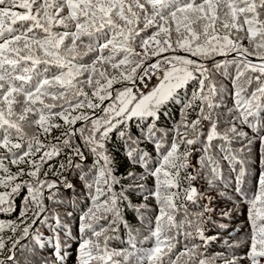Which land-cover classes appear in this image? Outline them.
Here are the masks:
<instances>
[{
  "label": "snow or ice",
  "instance_id": "6c2138e0",
  "mask_svg": "<svg viewBox=\"0 0 264 264\" xmlns=\"http://www.w3.org/2000/svg\"><path fill=\"white\" fill-rule=\"evenodd\" d=\"M170 103L181 120L157 128ZM113 136L130 165L119 176ZM77 179L83 209L61 192ZM0 189V214L19 208L0 220V264H66L71 242L76 264H264V0H0ZM125 202L149 219L142 252ZM218 204L228 221L246 206L243 237L217 224ZM121 224L132 251L109 247Z\"/></svg>",
  "mask_w": 264,
  "mask_h": 264
},
{
  "label": "trees",
  "instance_id": "16d2710c",
  "mask_svg": "<svg viewBox=\"0 0 264 264\" xmlns=\"http://www.w3.org/2000/svg\"><path fill=\"white\" fill-rule=\"evenodd\" d=\"M245 44H247V40L244 41ZM229 72L235 76L236 74V70L234 66H229ZM215 79L218 83V86L220 83L225 84L229 89H231V82L228 80H225L221 75L217 74L215 76ZM191 92H192V85H189L188 89H187V95L191 96ZM184 93L181 92V96H183ZM224 102L227 106H231L232 104V100L230 97H227V94L225 96ZM183 105L181 103H170L168 104L167 108L164 110L167 114L161 113L160 115V119L157 122V128L160 129H164V130H170L173 128V126L179 122L181 120V107ZM189 119H195V115L192 114L189 116ZM151 122V121H149ZM79 126V125H78ZM245 131H248L249 134H251V130L248 128L244 129ZM131 132L133 133V135L135 136H141L142 138V134L140 129H138L135 126V121L132 122V127H131ZM56 135H58L59 133H55ZM169 140H171V134L168 137ZM218 143V141H217ZM238 147V145H236ZM141 147L146 148L147 151L151 152L153 156H155V151H154V145L151 142L145 141L144 143L141 144ZM197 147H200L199 145ZM258 147V146H257ZM108 148L111 152V154L113 155L114 159H115V163L117 166V171H116V175H122L125 174L129 168L130 165L128 163V160L125 158L124 156V149H123V144L121 142H118L115 139V136H113L112 142L109 143ZM66 157L65 156H61L59 159H53L51 161L53 167H58L59 163L61 160H65ZM92 157L89 156L88 160H87V166H91L92 164ZM195 160V157L193 158ZM16 169L13 168V171H15ZM87 170V168L85 169ZM136 171H141V169L136 168ZM49 179H56V177H53L51 174L48 177ZM25 179H28L27 177H25ZM74 183L76 185L75 187V194L72 191H65L63 189V186H61V192L63 193L64 198H73V199H78L79 203L77 205L78 209H83L87 206V203L83 197H80L76 194H78L79 192H81L83 190V186L80 183V181L74 180ZM123 183H128L127 180L123 181ZM147 186L150 188L153 185V180L151 178H149L147 181ZM202 183V182H201ZM253 183L252 177L251 175H249L248 178V185H251ZM197 187H200V183L197 184ZM3 190V189H0ZM116 190L119 191V186H116ZM27 194V190L24 189L22 194H19L17 196V199L15 201L16 205H20L22 200H23V195ZM213 195H215V193H213ZM131 199L132 202L134 204H139L141 202H143V196L142 195H137V194H131ZM206 202V201H205ZM50 203V202H49ZM149 205V212L146 213V216H148L149 218L154 219V214L155 212H158V208L156 207V202L153 199H149V201L147 202ZM214 207H216V216L214 217V219L217 220V224L223 223V224H227L230 230L235 229L238 225H243L242 230L236 234V238H241L243 237L248 231V224H247V208L246 206L241 210L242 211V215L238 212L237 214H235L232 218L231 221L228 220H219L218 216H219V210L220 207L222 205H213ZM121 208L123 210V214H124V218L133 226L134 229H136V231L133 233L136 237L137 240L139 241L136 245L137 249L141 250V252L143 250H146L150 247H152V241L151 240H145L144 236L148 235V224H149V219H139L136 215V213L131 210L128 209L126 207V202L125 204L121 205ZM199 208H195L192 207L191 205H189V212H196L199 211ZM19 212V208L17 207V211L15 214H0V220L3 221H7V220H14L15 216L18 215ZM183 213V212H182ZM68 223H70L72 225V232L73 235L76 236L77 238L79 237V231H78V225H79V216L78 214L76 215V217L71 220L68 221ZM209 231H207V235L212 236V235H216L220 230L218 228L212 227L211 225L208 226ZM7 234V233H5ZM223 236H227L228 233L224 232L222 234ZM117 240L115 241H111L109 244L110 248H116V249H128L129 251H132V249L129 247L127 241H128V236H127V229L124 228L123 224H121L119 226V230L117 232ZM181 240H183V238H181ZM199 243V241H197ZM78 247V244L76 242H71V246L70 249L67 252V255L65 257L66 260V264H76V249ZM183 250V243H181V245L179 246V248L177 249V251ZM222 247L220 245V241H216L214 243H211L209 245V254L215 253V252H219L222 251ZM246 250V246H244L242 249L239 250V252L237 253L238 255H242L243 252ZM174 259V256L172 257ZM244 264H247V262H244Z\"/></svg>",
  "mask_w": 264,
  "mask_h": 264
},
{
  "label": "rangeland",
  "instance_id": "374dc122",
  "mask_svg": "<svg viewBox=\"0 0 264 264\" xmlns=\"http://www.w3.org/2000/svg\"><path fill=\"white\" fill-rule=\"evenodd\" d=\"M73 199V198H72ZM61 211H63V208H61ZM181 218L183 217V213L181 212ZM182 238V237H181ZM180 251H182V250H180ZM177 254H179V251H177ZM174 259H175V256H174ZM181 264H183V260L181 261Z\"/></svg>",
  "mask_w": 264,
  "mask_h": 264
},
{
  "label": "built area",
  "instance_id": "2783aa9c",
  "mask_svg": "<svg viewBox=\"0 0 264 264\" xmlns=\"http://www.w3.org/2000/svg\"><path fill=\"white\" fill-rule=\"evenodd\" d=\"M156 82L155 78H153V80L150 82V85L151 84H154Z\"/></svg>",
  "mask_w": 264,
  "mask_h": 264
}]
</instances>
